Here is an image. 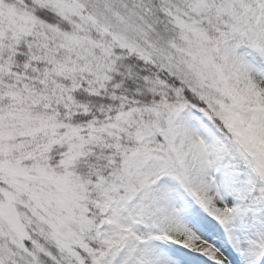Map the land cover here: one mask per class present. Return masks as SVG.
<instances>
[{
    "label": "snow or ice",
    "instance_id": "6c2138e0",
    "mask_svg": "<svg viewBox=\"0 0 264 264\" xmlns=\"http://www.w3.org/2000/svg\"><path fill=\"white\" fill-rule=\"evenodd\" d=\"M0 264H264V0H0Z\"/></svg>",
    "mask_w": 264,
    "mask_h": 264
}]
</instances>
